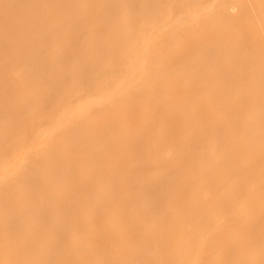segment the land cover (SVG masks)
<instances>
[{
	"label": "bare ground",
	"instance_id": "obj_1",
	"mask_svg": "<svg viewBox=\"0 0 264 264\" xmlns=\"http://www.w3.org/2000/svg\"><path fill=\"white\" fill-rule=\"evenodd\" d=\"M92 1L0 0V264L7 253L12 264H264V184L255 185L264 178V71H254L252 59L247 62L264 59V38L253 36L264 33V0H149L146 6L134 0L131 7L119 0L100 1L102 6ZM199 14L206 19L195 25ZM223 26L228 33L221 29L220 35ZM202 46L206 55H196ZM226 47L251 56L233 59L235 64L223 59L212 68ZM109 54L116 60L104 67L101 61ZM248 72L254 74L247 83L251 88L245 85L243 97L231 99ZM39 90L44 96L38 104L33 98ZM204 95L206 106L193 105L195 96ZM178 99L185 101V111L175 110ZM255 107L261 108L252 114ZM210 110L224 114L215 115L218 120L225 117L216 131L208 124L218 137L216 147L221 140L239 141L238 151L261 154L259 162L244 168L220 163L212 170L207 163L212 155L200 150L210 130L201 138L186 135ZM11 111L17 116L13 123ZM142 112L147 118L140 122L136 115ZM34 116L39 125L25 129ZM238 128L244 130L239 137ZM124 129L125 136L116 134ZM19 157L23 161L15 163ZM87 163L97 165L89 170ZM156 166L164 174L148 180ZM68 174L72 181L64 180ZM234 180L240 187L231 195L224 185ZM177 181L212 188L207 195L213 192L220 202L199 190L202 194H195L205 199L186 201L192 185L170 201L166 197L180 187ZM246 183L256 187L253 200ZM104 187L113 190L109 197H102ZM144 197L152 199L151 207ZM187 202L196 210L180 218L177 211ZM41 204L45 209L39 212ZM236 207L253 209L248 218L243 215L247 224L226 214ZM162 208L167 217L157 223ZM213 216L220 222L209 224ZM103 220L108 231L87 237L102 252L100 259L89 249L87 257L81 255L89 247L82 239L60 244L69 225L81 231ZM56 232L60 239L54 241ZM201 234L206 243L199 241ZM131 249L136 253L129 254Z\"/></svg>",
	"mask_w": 264,
	"mask_h": 264
},
{
	"label": "rangeland",
	"instance_id": "obj_2",
	"mask_svg": "<svg viewBox=\"0 0 264 264\" xmlns=\"http://www.w3.org/2000/svg\"><path fill=\"white\" fill-rule=\"evenodd\" d=\"M100 1H101V3H103L102 1L103 0H97L96 1V3H94L95 2V0H93L92 2L94 3V4H97L98 3V6H102V4L100 3ZM106 2H107V0H105ZM105 1H104V3H105ZM123 1H125L124 3L125 4H127V5H124V6H126V7H128V5L131 7V5L135 2L134 0H119V2L120 3H123ZM132 1H134V2H132ZM108 2H109V0H108ZM132 2V3H131ZM148 2H149V0H141L140 1V4L141 5H143V6H146L147 4H148ZM106 4V3H105ZM122 5V4H121ZM125 7V8H126ZM129 7V8H130ZM205 19H206V17H204V16H202V15H200L199 14V16L197 17V19L195 20V21H193V23L196 25L197 23H202V22H204L205 21ZM224 27V26H223ZM90 28V30H87L88 29V27H87V29H86V31L87 32H90L93 28L90 26L89 27ZM225 28V27H224ZM224 28H220V30H218L219 32L220 31H222L221 29H223V33L224 34H226V33H228L227 31H225L226 30V28L224 29ZM222 32H220V35H221V33ZM218 33V32H217ZM219 34V33H218ZM254 35V37H256V38H264V33H262V32H257V33H253ZM229 39V41H230V38H228ZM232 39V38H231ZM227 41V39L225 40V42ZM228 41V42H229ZM201 45H205V44H200V46ZM199 45H197V47H198ZM199 46V47H200ZM196 47V50L198 49V52H196L195 54L197 55V53H198V55H202V56H205L206 55V53H205V51H206V48H203V46L201 47V48H197ZM232 48L233 49H235V51L233 50V52H235L236 53V55L235 54H232L233 52H232ZM226 49L227 50H225V52H224V50H223V52H221V53H223V54H221L220 53V55L219 56H224L225 58H222L221 59V57H216L215 59H214V64H213V66H211L212 68H214V65L216 66H218V64L220 65V64H222L223 65V59H224V62H226V63H230V59H231V63H233L234 62V60L233 59H236V60H238L239 62H241V60H246V58H248V57H250V56H248L250 53H248L247 51H242V50H239L238 48L236 49L235 47H231V48H227L226 47ZM237 50V51H236ZM59 53H60V51H62L61 49H58L57 50ZM202 51V52H201ZM228 51V52H227ZM239 51V52H238ZM205 54V55H204ZM232 54V55H231ZM231 55V56H230ZM233 56V57H232ZM107 57V58H106ZM201 57V56H200ZM245 57V58H244ZM230 58V59H229ZM216 59H218L217 61H216ZM250 59V60H249ZM251 59H252V61H251ZM115 60H116V58L114 57V56H112V55H110L109 54V56L108 55H106V56H104L103 57V59H102V61H101V63H102V65L104 66V67H110V66H112L113 64H114V62H115ZM213 60V59H212ZM222 60V61H221ZM229 60V61H228ZM235 60V62H234V64L236 63V62H238V61H236ZM255 60L256 59H253V58H248V60H247V62L249 61H251V63L253 62L255 65H256V68L254 69V71L256 70V72L258 71L259 73H260V69L261 70H263L264 71V61L262 62V60H264V59H260V58H258V60H256V62H255ZM215 61H216V64H215ZM218 61H220V63L218 62ZM104 62V63H103ZM212 62L211 63H209V65L208 66H210V64L212 65ZM217 62H218V64H217ZM246 62V63H247ZM257 62H259V63H257ZM261 62H262V64H261ZM248 64V67H252L254 64H250V63H247ZM246 64V65H247ZM249 64L250 65H252V66H249ZM258 64V65H257ZM255 65L252 67V69L255 67ZM245 66V65H244ZM244 66H243V68H244ZM259 66V67H258ZM248 67L246 66L245 68H247L246 69V71H252V69L251 68H249L250 70H248ZM215 69H216V67H215ZM258 69V70H257ZM253 71V72H254ZM263 71H261V73L263 72ZM206 74H208V73H206ZM203 75V74H202ZM250 75H251V77L252 76H254V74H252V73H250ZM249 75V72H248V77L250 76ZM204 76V78H206L205 77V75H203ZM202 76V77H203ZM245 76H246V78L248 79V80H246L242 85H240L239 87L240 88H242V89H238V87H236L235 89H234V93H233V95L232 96H230L231 97V99H233V97L236 99V101L237 100H239V99H241L243 96V94H244V89L246 88V87H244L245 85H248L247 83H250L249 82V80H251V82L253 83V77L251 78V79H249L248 77H247V75H246V73H245ZM208 79H210V77L208 78ZM251 83V84H252ZM254 83H255V81H254ZM251 85H248L247 86V88L248 87H250ZM254 86V85H253ZM252 86V87H253ZM244 87V88H243ZM251 88V87H250ZM39 92V93H38ZM42 92L43 91H37V93L35 94V96H34V98H33V101L35 102V103H38L39 104V100L40 99H42L43 100V96H44V93L42 94ZM264 93V89L262 90V94ZM199 94H204V93H198V96H199ZM232 94V93H231ZM206 95V94H205ZM204 95V97H197V96H195L194 97V101H196V102H193V105H195V106H199V108H202V107H204V106H206L207 105V100H208V98L206 97ZM264 95V94H263ZM201 96V95H200ZM206 97V98H205ZM240 97V98H239ZM198 98V99H197ZM3 99V98H2ZM2 99H0V103L1 102H3L4 101V99H3V101H2ZM235 99H234V101H235ZM181 100H183V99H178L177 100V102L175 103L176 104V109L175 110H179V111H181L182 109H184V110H182V111H185V109L187 108V107H185V106H187L186 105V103H183V102H185L184 100H183V102L181 101ZM205 102H206V104H205ZM40 103H41V100H40ZM203 103V104H202ZM184 104H185V106H184ZM174 107V105H173V108H175ZM212 108L211 109H214L213 111H215V108H213L214 106H211ZM173 108H171V109H173ZM258 108H261V107H258ZM257 107H255V108H252L251 110H250V112L253 114L254 112L253 111H255V112H259V110L260 109H258ZM181 109V110H180ZM177 110V111H178ZM211 111V110H210ZM213 111H211V112H213ZM217 111V110H216ZM211 112H209V114L207 115V117L205 116V115H203L204 116V120H202V118H201V120H197V121H194L193 123H196L197 125L195 126V124H193L191 127H195L194 128V130H192V128L190 129V131L188 130L189 128H187V136H191V137H195V135H196V137H202V136H204L205 135V132H208V129L210 130V131H212L211 133H210V131H209V133L211 134V137H210V139H207V135L209 134H206L205 136H206V139L204 140V142H202V145L200 146V150H201V152L203 153V154H210V155H212V157H213V159H212V161H209V160H211V158L210 159H207V163H213V164H210L209 166L212 168V167H214V166H216L217 168L220 166V163L222 164V163H226V162H228V163H238V164H240L241 163V165L242 166H238L239 168L240 167H242V168H244L243 166H247L248 165V167H249V165H252V164H254L253 162L255 161H258V159L256 158V157H260L259 155H261V154H259V153H257V154H259L258 156H254L253 155V153L252 152H250V151H248L247 150V153L249 152V154H245V153H243V152H239L238 150H239V147L237 146L238 144H240V143H238L239 141H237V142H235L234 140H232V141H234L235 143H230V140H229V142H226L227 140H221L220 142H219V144H218V146L216 147V144L218 143L217 142V140L215 139L217 136H213V135H215V131H216V128L217 127H219V124H221V123H223L224 121H225V117H221V118H219V119H221V120H218V117H220V116H222V114L223 113H219L220 114V116H219V114L218 113H216L215 114V112H213L211 115H210V113ZM214 114V115H213ZM215 115H218V117L216 116V118H215ZM224 115V114H223ZM17 117L16 116V113L15 112H13V111H11V113H10V116L8 117V121H10V122H12L13 123V121H14V119H15V117ZM208 116H211V120H210V117H209V120H207V122H206V118H208ZM214 116V117H213ZM36 117V118H35ZM206 117V118H205ZM146 114L144 113V112H142V113H138V115H136V119L138 120V121H140V122H142V121H144V120H146ZM213 118H215V119H213ZM39 118L37 117V116H34L32 119H31V121L29 120V121H27L28 123H26V125H25V129H29L30 131L32 130V129H34L37 125H39V123L41 122V120L39 119ZM16 120V119H15ZM212 120L214 121L215 120V122H213V124H211V122H212ZM217 120V121H216ZM40 121V122H39ZM209 121V122H208ZM223 121V122H222ZM39 122V123H38ZM202 124H201V123ZM36 123V124H35ZM200 123V124H199ZM204 123V124H203ZM206 123V124H205ZM211 125L212 127H214L215 125H217L218 124V126L217 127H214L215 128V131H213L214 130V128H212L211 126H209V125ZM225 124V123H224ZM33 125V126H32ZM223 125V124H222ZM222 125H220V126H222ZM165 127H166V125H164ZM203 126V127H202ZM205 126V127H204ZM208 126V127H207ZM211 129H210V128ZM200 129V131H199V129ZM206 128H207V130H206ZM204 129V130H203ZM206 130V131H205ZM238 130V134L240 133L241 135H242V132L244 131V130H241V129H237ZM239 130H241L240 132H239ZM27 131V130H26ZM198 131V132H197ZM193 132H194V134H193ZM197 132V133H196ZM214 132V134L212 135V133ZM40 134H39V136H41V132H39ZM127 133H129L128 131H127V129H124L123 131L122 130H120V131H117V133L116 134H118V136H120V137H122V136H125ZM245 133V132H244ZM204 134V135H203ZM238 135V137L239 136H241V135ZM218 135V134H217ZM235 136H237V133H236V135ZM235 136H233V137H235ZM195 137V138H196ZM214 137V138H213ZM209 138V137H208ZM211 138H212V142H211ZM218 138V137H217ZM236 138V137H235ZM216 142H215V141ZM41 143H43V142H45V139H42V141H40ZM215 142V143H214ZM225 142V143H224ZM224 143V144H223ZM220 144H221V146H220ZM223 144V145H222ZM216 147H214V146ZM220 146V147H219ZM222 149V150H221ZM252 149V148H251ZM224 150V152H222ZM257 150V149H256ZM242 151V150H241ZM257 151H259V150H257ZM238 152V154H236ZM244 152H246V150L244 151ZM253 152L254 153H256L255 152V150L253 149ZM260 152V151H259ZM241 153V154H240ZM252 153V157H254L253 159H251L250 158V154ZM162 153H161V151L158 153V155L157 156H160ZM236 154V156H238L237 158H236V156H234ZM25 156V157H24ZM27 156V157H26ZM31 156H32V153H31ZM22 157H24L23 158V160L26 158H28L29 156H28V154L26 155V154H24ZM22 157H19L20 158V160H19V158H17L16 159V161H15V163H20L19 161H21L22 160ZM234 157L236 158L235 160H233L232 161V159H234ZM256 158V159H255ZM13 159V158H12ZM11 160V159H10ZM9 160V161H10ZM22 160V161H23ZM262 161H263V159H261ZM12 161V160H11ZM21 161V162H22ZM25 161V160H24ZM259 162V161H258ZM8 163V162H7ZM11 163H14V162H11ZM205 163V162H204ZM216 163V164H215ZM257 163V162H256ZM255 163V164H256ZM264 163V162H263ZM263 163H261V165L259 164V167H260V169H261V166H263L262 164ZM217 164L219 165V166H217ZM97 165V163H87V165H86V168L87 169H89V170H91L92 168H95V166ZM131 165H133V164H131ZM135 165L136 164H134V167H135ZM174 165H176L175 163L172 165V166H174ZM211 165H213V166H211ZM137 166V165H136ZM238 167H236V168H238ZM264 167V166H263ZM157 166L156 167H153V171H150V173H149V175L148 176H146L147 177V179L148 180H152V181H157L158 179H160L161 178V174H164V173H162V170L160 169V168H157ZM241 168V169H242ZM247 168V167H246ZM245 168V169H246ZM172 169L174 170L175 169V167H172ZM215 169V167L212 169V170H214ZM248 169V168H247ZM263 169L264 168H262V171H263ZM169 170H171L170 168H169ZM199 170H201V169H199ZM172 171V170H171ZM260 171V170H259ZM164 172V171H163ZM262 173H264V172H262ZM172 174H173V171H172ZM171 174V175H172ZM262 175V174H261ZM261 175H259L260 177H261ZM70 175L68 174V175H66V176H64V180H66V181H72V179L73 178H71V177H69ZM259 176H257V177H259ZM263 177H264V174L262 175ZM175 178V177H174ZM260 179V178H259ZM256 182V186H257V184L259 185V184H261V183H263L264 184V178H262V180H259V181H257V179L255 180ZM178 182V184H181L180 185V187L178 188L177 187V190H174L175 188H176V186H175V188L172 190V192H170V193H168V195L169 196H167V194H166V198H168V200H170V201H177L178 200V198L180 197L178 194H180V192H182L183 190H185V189H190V187L192 188V186H193V188L191 189V190H189L190 192V194L188 193V195H190V196H187V198H185V200L186 201H193V200H195V199H202V198H204L205 199V197L207 196L208 197V199H209V197L211 198V197H213L214 198V193L212 194V193H210V195H207V193H209L208 191H211L212 190V188H211V190L210 189H207V191H205L204 189H203V186H201L200 185V183H198V184H196L195 183V187H194V183L193 184H190L189 185V188L187 187L188 185L186 184H184L185 182H183V181H177ZM177 182H176V184H177ZM240 183V182H239ZM238 183V181L236 182V180H234L233 182L232 181H230V182H227V184H225L224 186H226L227 188V190H229V192H230V194L232 195V193H235V190H237L238 189V187H240L239 184ZM254 183V182H253ZM185 185V187L183 188V186ZM250 184V183H249ZM247 185V183H246V185L247 186H249L248 188L249 189H247V187H246V190L245 191H247L246 192V195L249 197V199L251 200L252 198H254L255 197V190L252 192L251 190H253V189H256V187H255V185H252V187L250 186V185ZM192 185V186H191ZM196 185H198V186H196ZM173 186V187H174ZM179 186V185H178ZM215 186V185H214ZM245 186V185H244ZM261 186H263V185H261ZM107 187V186H106ZM187 187V188H186ZM206 187V186H205ZM255 187V188H254ZM105 188V187H104ZM183 188V189H182ZM202 188V190H200ZM207 188V187H206ZM105 189H107L106 191L103 189V190H101L100 192L101 193H103V196L102 197H105L104 196V194L107 196V197H109L110 196V194L113 192V190H111V188L109 187V189L108 188H105ZM113 189V188H112ZM128 189V188H127ZM222 189H224V190H222V192H224L225 191V188H222ZM193 190V191H192ZM198 190L201 192L202 191V193L204 194V195H206V196H201L200 198H198V196L197 195H201L202 193H198ZM214 190V189H213ZM110 191V192H109ZM130 190L128 189L127 191H126V189L124 190V191H121L122 192V196L125 198V196H127L130 192H129ZM186 191V190H185ZM184 191V192H185ZM188 191V190H187ZM196 191H197V193H196ZM205 191V192H204ZM55 194H57L58 192H57V190H55V189H53L52 191H51V193L53 194V195H55ZM184 192H182V193H184ZM228 192V191H227ZM226 192V193H227ZM181 193V194H182ZM197 195H196V194ZM226 193L224 192L223 193V195H226ZM253 193V194H252ZM221 194V193H220ZM102 195V194H101ZM109 195V196H108ZM178 195V196H177ZM216 195V194H215ZM229 194H227V196H228ZM192 196V197H191ZM197 196V197H196ZM174 197H176L177 198V200H176V198H174ZM189 197V198H188ZM190 197H191V200H187V199H190ZM193 197H194V199H193ZM217 197V196H216ZM171 198H172V200H171ZM145 201H147V202H145L144 201V203H147V204H145L146 205V207H151L153 204H151V202H152V199H150V201L151 202H149L148 201V199H147V197H144L143 198ZM142 199V200H143ZM175 199V200H174ZM212 199V198H211ZM215 199V198H214ZM212 199L213 200V202H215L216 201V203H218L217 202V200H219V197L217 198V200L215 199ZM203 200V199H202ZM211 200V201H212ZM253 200V199H252ZM186 201L184 202V203H186ZM205 201H209V200H205ZM195 202H197V201H195ZM194 202V203H195ZM219 202H220V200H219ZM188 203L189 202H187V204H185L186 206H188V207H185L184 206V208H186V209H184V210H179V211H177V213H178V216L181 218L182 216H185V214L187 215V214H193V212H195L194 211V209L196 210V208L195 207H197L196 205H193L191 202H190V207H189V205H188ZM243 206V205H242ZM245 207V206H244ZM241 208V207H236L237 209H235V210H231V211H229V213H227L226 212V214H229V215H231L232 216V218H235V217H238V218H236V220H240V222H243L244 220H243V218H246V217H243V215L244 216H247V218L249 217V215L251 214V211L253 210H246L245 208ZM251 207V206H250ZM45 209V206L44 205H39V207H38V210H39V212H40V210H44ZM165 208V207H164ZM164 208H162V209H164ZM247 208V207H246ZM240 209V210H239ZM248 209V208H247ZM159 211H160V209H158ZM166 210H167V208H166ZM165 209L163 210V211H160L157 215V217L155 218V222H157L158 223V221L160 222L162 219H164V218H166L167 217V211H166ZM190 210V211H189ZM169 212V211H168ZM181 212V213H180ZM225 214V213H224ZM240 214V215H239ZM154 217L156 216V215H153ZM217 216V215H216ZM216 216H213L214 217V219H212V218H209L210 220V222H209V224L210 223H219V222H217L218 221V219H215V217ZM219 216V215H218ZM220 216H222V215H220ZM226 217H228L227 215H225ZM225 216H222V218L223 217H225ZM161 217V218H160ZM158 218V219H157ZM217 218V217H216ZM222 218H221V221H222ZM229 219L231 218V217H228ZM157 219V220H156ZM161 219V220H160ZM224 219H227V218H224ZM223 219V220H224ZM235 220V221H236ZM239 220H238V222H239ZM243 220V221H242ZM56 222H57V219H56ZM153 222H154V220L152 221V224H153ZM181 222V221H180ZM245 222H247L248 223V221H247V219L243 222V223H245ZM221 223H223V221L221 222ZM247 223H245V224H247ZM105 224H107V223H105L104 222V220H103V222H101V223H98V224H87V228H85V229H83L84 227H86V224H85V226L84 225H82V229L83 230H74L73 229V227H72V225H69V227H71L70 229H69V227H67L66 228V230H64L65 231V235H66V233H69V234H67L66 235V237H64L63 238V240H60L59 242H60V244H64V243H66L67 245H75V243L77 244L81 239L83 240V242H85L86 244H87V247L88 248H85V250L84 251H82L81 252V255L83 254V256H85V257H87V250L88 251H90V253L92 254V256L95 258H97V259H100L101 258V256H103L102 255V252L99 250V248L97 247H95L94 246V242H93V240H90V239H87V237H90V235L92 236L93 235V233L94 232H96L97 230H98V232L100 231V230H102L101 232H102V235L104 234V233H106L107 231H108V228L110 227H107L108 225H110V224H107V226H105ZM151 224V225H152ZM156 224V223H155ZM242 224V223H241ZM53 225L55 226V221L53 222ZM97 225V226H96ZM181 225V224H180ZM238 225H240L239 223H238ZM242 225H244V224H242ZM29 226H31V225H29ZM84 226V227H83ZM28 227V226H27ZM93 227V228H92ZM30 228H32V227H29V229ZM179 228V224L178 223H176V228H175V230H173V231H175V232H177V230L176 229H178ZM27 229V228H26ZM29 229L28 230H26V232H28L29 231ZM33 229V228H32ZM71 229H73V230H71ZM31 230V229H30ZM68 230V231H67ZM89 230V231H88ZM105 230V232H103ZM86 231V232H85ZM92 231H94L93 233H92ZM73 232V233H72ZM82 232V233H81ZM85 232V233H84ZM98 232H96L97 234H99ZM57 234H55V238H54V241H56V238H58V239H60V234L58 233V232H56ZM96 233H94V234H96ZM174 232H172L171 234H173ZM79 234V235H78ZM83 234V235H82ZM174 234H176V233H174ZM173 234V235H174ZM100 235V234H99ZM173 235H171V236H173ZM53 236H54V234H53ZM175 236V235H174ZM83 237L85 238V239H83ZM207 236L205 235V234H201V236H200V239H199V241L201 242V243H206L205 241H207V238H206ZM76 239H79V241L78 240H76ZM230 239H232V238H230ZM234 239V238H233ZM81 240V241H82ZM86 240V241H85ZM229 240V239H228ZM6 242H8L9 240L8 239H6L5 240ZM63 241V242H62ZM67 241V242H66ZM92 241V242H91ZM231 240H229V242H230ZM52 242V241H51ZM49 243L50 245H53V243ZM143 242H145V241H143ZM141 242H139V243H137L136 244V247L140 244ZM201 243H199V244H201ZM48 244V245H49ZM198 244V245H199ZM200 246V245H199ZM133 247V246H132ZM134 247H135V245H134ZM95 248V251H93V249ZM87 249V250H86ZM91 249V250H90ZM98 249V250H97ZM133 250V251H132ZM134 251H135V253H136V250H134V249H131L129 252V254H135L134 253ZM94 253V254H93ZM179 254L177 253L176 254V260H178L179 258L177 257ZM5 256V258H6V260H5V258H4V261L1 263V264H12V261H10V259L9 260H7L10 256H11V253H7L6 255H4ZM98 257H100V258H98ZM216 257H218V255H216ZM216 257H212V258H215L216 259ZM95 258V259H96ZM181 259V258H180ZM178 260V261H180L181 262V260ZM39 260H40V258L38 259V261L37 262H39ZM176 260H174V262L176 261ZM9 261V262H8ZM175 262V263H180V262ZM42 262V259L40 260V263Z\"/></svg>",
	"mask_w": 264,
	"mask_h": 264
}]
</instances>
